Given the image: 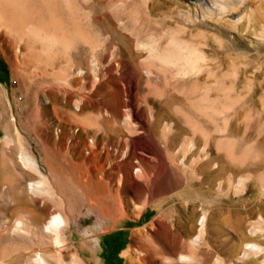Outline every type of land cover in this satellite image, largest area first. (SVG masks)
Returning <instances> with one entry per match:
<instances>
[{
    "label": "rangeland",
    "instance_id": "1",
    "mask_svg": "<svg viewBox=\"0 0 264 264\" xmlns=\"http://www.w3.org/2000/svg\"><path fill=\"white\" fill-rule=\"evenodd\" d=\"M1 6L0 13L12 24L16 15ZM75 7L74 29L81 30L84 11ZM75 30L70 56L50 47L37 55L27 53V39L14 41L0 22V107L7 109L0 116V202L11 185L7 176L22 169L18 151L27 146L46 175L60 178L68 172L74 212L67 235L80 264H168L169 245L179 247L186 237L182 223L190 210L189 201L178 193L186 187L191 166L211 158L219 166L197 168L192 177V186L200 191L193 227L194 233L200 231L203 255L198 264H254L255 257H243V250L246 236L264 244L262 236L250 231L259 215L264 216V164H259L264 159V37L257 50L246 47L237 30L226 28L247 55H208L220 78H208L214 84L212 101L204 98L207 91L201 84L207 69L176 73V67L156 56L93 55L84 50L85 40ZM256 51L260 55H252ZM204 63L201 68H206ZM195 81L199 83L194 86ZM191 95L202 97L194 99L196 108L190 106ZM168 152L184 156L185 167L171 161ZM226 162L235 165L233 180L245 176L244 188H218ZM110 169L116 172L113 177L106 173ZM212 172L217 178L210 186L206 177ZM94 173L101 191L120 189L113 200L121 202L124 214L115 224L84 202L82 190ZM120 173L124 176L119 183Z\"/></svg>",
    "mask_w": 264,
    "mask_h": 264
},
{
    "label": "bare ground",
    "instance_id": "2",
    "mask_svg": "<svg viewBox=\"0 0 264 264\" xmlns=\"http://www.w3.org/2000/svg\"><path fill=\"white\" fill-rule=\"evenodd\" d=\"M166 1L170 4H166ZM1 3L0 6H3L1 7L5 13L16 15V21L9 24L6 15L0 13L2 26L8 29L11 36L14 35L15 38H13L16 39L14 41L20 42L27 39L28 54L41 55L44 52L43 49L50 47L62 52L63 55H69L68 48L71 47L70 43L75 30L72 9L75 6H81L84 11L82 31L78 28L75 31L85 40L84 50L101 56H156L168 65L176 67V73L200 72V69H207L201 84L207 91L204 98L212 101L214 98L212 95L215 93L212 92V95L209 93L214 84L209 82L208 78L214 76L216 81L220 78H217L214 65L208 64V55H247L245 52L247 46H255L257 50H261L264 37V0H207L206 2L202 0H3ZM230 14L234 15L230 16ZM227 27L237 30L246 38L248 42L246 47H241L237 37L232 38L227 34ZM252 55L260 54L256 51ZM201 62H205L206 68H201ZM198 83L195 81L193 85ZM227 87L231 89L233 84ZM191 96H189L190 106L196 108L195 102L202 97ZM239 97L243 96L239 95ZM237 116L240 117V115ZM222 140H229V137ZM192 145L191 141L189 147ZM171 146L170 142L168 147ZM26 147L18 151V161L22 169L15 173V176L12 175L13 177L7 176L11 185L8 184V189L1 194L0 214L3 223L0 226V264H80L72 252L73 242L67 235V230L71 228L72 208H74L71 202L73 189L68 172L65 169L60 178L55 177L52 172L46 175ZM168 154L171 161L176 160L185 167L184 156H177L172 152ZM105 156L108 158L110 152H106ZM229 157L232 160L231 154ZM203 161L201 162L204 163L203 165L191 166L190 174L185 176L186 187L178 193L182 201L184 198L189 201L186 203L190 210L182 223L185 228L183 234L186 237H181L179 247L169 245L166 257L168 264L180 262L198 264L202 258L203 254L199 249L200 231L197 234L193 231L197 214L196 203L199 200L200 191L192 186L194 183L192 177L197 168H206L209 165L219 166L218 162L212 163L211 158ZM231 163L228 162L224 166L227 173L218 183L220 190L231 184V187L233 185L238 187L245 183L246 178L242 175L233 180L234 172L232 171L235 165ZM63 164L66 168L65 162ZM259 164L263 166L264 159ZM140 170L145 175V170L142 168ZM118 171H121L120 167ZM106 173L109 177H113L116 172L110 169ZM181 173L182 171L177 175L178 182L183 178ZM128 175V171L125 172V178L130 183ZM98 176L94 173L88 181L86 180L82 190L84 202L91 208L90 210L99 213L110 224H115L120 219L119 214H124L121 202L113 200V196H119L120 189L101 191L97 187L100 182ZM123 176L122 173L119 174V183ZM206 178L211 186L217 174L212 172ZM145 188L147 184L144 187L140 186L138 190L142 192ZM76 196L77 202L79 194L76 193ZM165 199L167 198H163L162 201ZM178 201L181 200L178 199ZM146 203L145 200L140 205V210L147 205ZM186 203L184 204L187 205ZM164 212L165 210L161 211V213ZM182 214L183 211L181 216ZM262 224H264V216L260 214L258 220L251 224V234L264 238ZM159 225L162 226L161 223ZM246 240L243 257L252 255L255 257L254 260L252 259L254 264H264V244L255 241L254 237L246 236ZM149 260L152 262L151 258Z\"/></svg>",
    "mask_w": 264,
    "mask_h": 264
},
{
    "label": "crops",
    "instance_id": "3",
    "mask_svg": "<svg viewBox=\"0 0 264 264\" xmlns=\"http://www.w3.org/2000/svg\"><path fill=\"white\" fill-rule=\"evenodd\" d=\"M1 90H0V99H1ZM7 113V109L0 107V116ZM0 130H2V127L0 125Z\"/></svg>",
    "mask_w": 264,
    "mask_h": 264
}]
</instances>
